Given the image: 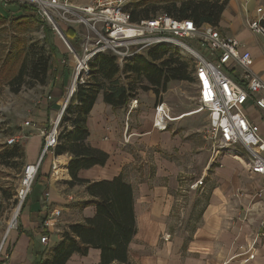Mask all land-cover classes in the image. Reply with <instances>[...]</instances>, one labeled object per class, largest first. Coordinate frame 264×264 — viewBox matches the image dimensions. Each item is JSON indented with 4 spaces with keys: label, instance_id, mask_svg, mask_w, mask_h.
<instances>
[{
    "label": "crops",
    "instance_id": "0c3cea01",
    "mask_svg": "<svg viewBox=\"0 0 264 264\" xmlns=\"http://www.w3.org/2000/svg\"><path fill=\"white\" fill-rule=\"evenodd\" d=\"M230 15L233 24L245 26L236 4L232 6ZM230 30L254 59L253 48L243 41L244 27L243 31L234 27ZM261 59L264 62L262 53ZM254 66L255 59L253 71L260 73L264 70V67L263 70H255ZM231 72L240 82L238 69ZM60 76L58 71L53 79L59 82ZM51 85L37 112L31 116V132L22 137L24 156L27 144L32 142L36 149L30 157L26 156V164H34L40 157L43 141L40 131L52 128L67 96V85L62 97L48 96ZM134 99L137 105L132 110L128 108V103L123 108L111 109L103 102L102 94L97 96L86 121L87 139L91 147L107 153L108 160L103 166L84 169L78 174L80 179L91 182L121 176L124 182L131 185L136 233L128 247L130 262L257 264L259 256L264 255L263 238L257 241L255 257L249 262H243L245 256L240 248L244 250L251 244L264 219V175L251 173L244 161L229 155L222 156L218 162L211 160L209 145L201 135L208 121L206 115L176 118L165 130H156L152 122L157 103L154 94L147 91ZM158 101H163L170 108L171 117L192 111L188 101H179L175 106L172 102H165V95ZM46 155L19 215L23 218L12 229L0 254V264H41L50 253L49 249L61 240L62 227L83 222L95 214L94 207L82 208L80 205L87 199L84 188H69L66 184L70 181L67 168L71 157L67 154ZM58 162L61 167L55 173L51 170L52 165ZM198 179L203 180V185L196 190L189 189V185ZM77 191L82 192V198L72 196ZM45 193H48V208L43 204ZM185 193L201 195L197 199L201 211L195 220L189 217L182 222L180 219L184 220V210L181 207L188 205L193 197L186 199L182 195ZM183 198L185 201H182ZM56 209L61 216L52 222L51 229L46 233L48 243L41 245L39 239L43 233L40 227L46 216L44 214ZM162 235L170 237L163 240ZM258 249L263 253L260 254ZM99 262V251L90 249L86 257L73 254L66 264Z\"/></svg>",
    "mask_w": 264,
    "mask_h": 264
},
{
    "label": "built area",
    "instance_id": "2783aa9c",
    "mask_svg": "<svg viewBox=\"0 0 264 264\" xmlns=\"http://www.w3.org/2000/svg\"><path fill=\"white\" fill-rule=\"evenodd\" d=\"M10 2L29 7L34 15L51 26L70 57L62 59L60 63L65 66L68 61L73 63V81L67 89L60 112L54 119L52 128L40 131L43 140L41 156L36 163L25 165L24 177H31L22 200L31 190L43 157L48 153L53 154L58 144L61 117L77 85L85 84L88 80L89 63L100 54H112L119 67H123L125 62L157 44L180 49V54L188 56L194 63V100L197 108L188 113L206 114L208 121L201 135L209 145L211 160L218 162L222 156L229 155L244 161L251 173L264 175V138L256 123L243 112L248 104L264 114V70L260 73L253 71L254 59L250 51L235 36L223 33L215 26L203 24L197 27L190 19L179 20L163 13L138 23L132 22L126 0H89L79 5L72 4L70 0H0L3 7ZM235 2L243 16L245 27L253 35L261 37L264 59V0ZM63 27L73 31L78 39L77 48L64 35ZM184 39L195 42L203 51H197L193 46L183 43ZM173 41L179 42L182 47ZM223 67L227 68L223 71ZM235 68L239 71L240 82L226 74L236 70ZM50 100L48 97V101ZM136 105L135 99L129 100L130 110L136 108ZM154 107L152 122L156 130H165L172 120L184 116L171 117L170 108L163 101H157ZM23 125L29 126V122L26 121ZM22 139L14 136L6 142L9 146L18 144ZM56 165H52L53 172ZM202 185L203 180L199 179L190 184L189 189L196 190ZM43 204L46 208L49 207L48 193L44 194ZM44 215L46 216L40 227L43 233L39 239L41 245L48 243L46 233L51 229L52 222L61 216L57 209ZM162 237L166 240L169 235ZM253 238L246 249L240 248L241 254L245 256L244 263L254 259L257 241L264 239V219Z\"/></svg>",
    "mask_w": 264,
    "mask_h": 264
},
{
    "label": "trees",
    "instance_id": "16d2710c",
    "mask_svg": "<svg viewBox=\"0 0 264 264\" xmlns=\"http://www.w3.org/2000/svg\"><path fill=\"white\" fill-rule=\"evenodd\" d=\"M199 0H183L180 4L170 1L168 6H161L152 2L147 6L138 4L128 9L132 22L151 19L156 11L162 9L163 14L179 20L190 19L199 27L207 24L218 26L220 15L225 10L228 0L222 3ZM5 15L0 21L12 25L15 20L30 9L24 5L10 2ZM11 8V9H9ZM14 10V11H13ZM14 12V13H13ZM162 13V12H161ZM62 31L74 48L78 47V39L70 28L63 27ZM53 47V46H52ZM54 49V48H52ZM60 60L55 55L51 58V66L59 70L61 81L52 79L53 83L48 96L60 98L66 86L68 69L59 65ZM31 71L40 68L39 73H49L50 59H38L32 64ZM90 74L85 84L77 85L72 94L64 114L59 123L58 144L53 155H69L68 175L70 181L67 186H80L85 190L87 199L80 205L94 207V215L83 222L72 223L61 236V240L50 250L48 257L41 264H66L73 254L86 257L90 249L99 251V264H133L128 257V247L136 233L135 216L133 212V197L131 185L123 181L121 176L112 180L91 182L78 177L80 171L94 166H103L108 160V154L91 147L88 143L87 117L91 108L102 94L103 102L114 109L127 105L129 100L136 97L135 90L150 91L158 101L166 93L171 82L194 81V63L184 57L176 48H169L162 44L150 47L131 61L119 67L112 54H100L89 63ZM25 71V64L14 80L18 83ZM10 81V80H9ZM61 129V130H60ZM42 147V146H41ZM4 152L13 158H24V150L14 144ZM28 194L23 200V209Z\"/></svg>",
    "mask_w": 264,
    "mask_h": 264
},
{
    "label": "rangeland",
    "instance_id": "374dc122",
    "mask_svg": "<svg viewBox=\"0 0 264 264\" xmlns=\"http://www.w3.org/2000/svg\"><path fill=\"white\" fill-rule=\"evenodd\" d=\"M87 1L88 0H70L72 4L76 5L85 4ZM170 1L180 4L183 0H126V4L128 9H131L137 6L138 4H142V6H147L152 2L157 3L161 6H168L170 4ZM192 1L198 2L199 0ZM205 1L211 3H213L214 1H219L218 3L223 2V0ZM234 4H236L235 0H228V4L225 7L223 13L220 15L221 17L219 19L218 26L216 27L221 30V32L227 33L228 35H231V33L233 32V30H230L232 29V27H234L237 31H243L244 27L246 33L244 34L245 36L243 41H245L247 44H249L250 47L253 48V56L255 59L254 69L263 70L264 62L261 59L260 51L263 46L262 39L260 36H256L250 33L245 26H237L236 23L233 24V19L231 18L230 12ZM6 7L7 5L3 7L0 4V16H3L5 15V13H7V10H5L7 9ZM161 12L164 13L162 9L156 11L157 14ZM20 14L21 13H14V15L22 17H20L21 19L19 20L13 21L14 23L12 25H8L7 23L0 21V243L3 237L6 236L5 241L2 244L0 254L4 251L6 241L9 237V234L12 232V229H14L20 219L23 218V216H19L21 209L20 207L17 213L15 224L12 229L9 230L7 233V227L11 221L12 212L20 203L21 197L25 192V188L22 186V184L24 179L26 156L30 157V155H32V153L36 150L34 144L31 142L25 147L26 156H24V158H13L7 156V154L4 153L7 152L5 151L6 149H9L14 145L13 144L8 146L6 140L14 136L24 137L31 132V126H24L23 122L28 121L29 125L32 124L31 116H33V114L37 112L36 110L38 106L45 99V92L48 91L49 86L52 83V79L56 76L57 72L59 71H53L52 69V56L55 55L60 61L66 58L70 59L67 50L64 48L58 36H55L51 26H49L44 21H41L36 15L32 13L31 9L22 15ZM228 24L229 27H227ZM182 42L193 46V48L197 51H203V49L197 44H195V42H190L186 39L182 40ZM168 47L170 48V45ZM178 51H180V49H178ZM39 58L50 59L49 73L45 74L44 76L39 73L40 68H37L35 70V72H37L36 76H34L31 72L33 70L32 64L35 63ZM22 63L25 64V71H23L22 78L19 81L20 83H18L11 79L19 73ZM59 65L64 66V69H68L69 71L66 77V85L67 88H69L73 81V63L68 61L66 66L62 65L61 63H59ZM225 68L227 67L222 68L223 71L225 70ZM226 74L231 76L235 81L238 80L237 76H234L231 71L226 72ZM144 92L147 91H134V93H136V97L141 96V94H144ZM166 93H164L165 102H172L176 106V103L179 101H188L191 103V110H195L197 108L194 100L196 96L194 81L186 83L171 82L168 85ZM164 95L162 94L161 97H164ZM243 112L245 116H247L249 119L253 120L256 123V125L260 129L259 133L264 138V116L262 115L263 113L254 106H250L248 104H246V106L244 107ZM200 114L206 115L203 112ZM16 145H18L19 147H21V149L24 150L23 139L19 140V143ZM41 150L42 147L39 151V156H41ZM234 159L240 161L239 158ZM176 195H179V197H181V194L177 192ZM182 195L183 197H186V199H190L192 196L193 197L190 199L188 205H183L181 207L184 210V220H180L184 222L189 217L192 220H195L196 216H198V213L201 211V205L199 201H197V199H200L201 195H198L199 197L197 195H191L190 193H185ZM72 196H76V198H82V192H73ZM182 201H185L184 198L182 199ZM181 208L179 206V209ZM183 224H181V226H184ZM67 227L68 226L66 225L65 228H61L60 236H62L63 232L67 230ZM162 236L161 238L163 239ZM51 249L52 248H50L49 250ZM258 252L260 254L263 253L261 249H258ZM48 255L49 254L44 257V260L48 257ZM257 264H264V255L259 256Z\"/></svg>",
    "mask_w": 264,
    "mask_h": 264
},
{
    "label": "bare ground",
    "instance_id": "6f19581e",
    "mask_svg": "<svg viewBox=\"0 0 264 264\" xmlns=\"http://www.w3.org/2000/svg\"><path fill=\"white\" fill-rule=\"evenodd\" d=\"M174 43H177L180 47H182L181 46V44L179 43V42H176V41H173ZM196 112H193V113H188L187 115H184V117H187L188 115H193V114H195ZM57 165H56V167H55V173L58 171L57 169L58 168H60L61 167V163H56ZM65 165H63L62 167H64ZM54 176H55V174H54ZM31 177V175H28L27 177L25 176L24 177V179H23V184H22V186L25 188V191H26V189L28 188V184H29V178ZM25 193V192H24ZM24 195V194H23ZM22 198H23V196L21 197V200H22ZM21 200H20V202H21ZM18 211H19V204H18V206L13 210V212H12V218H11V221H10V223H9V225H8V227H7V231H9V230H11L12 229V227L14 226V224H15V220H16V218H17V213H18Z\"/></svg>",
    "mask_w": 264,
    "mask_h": 264
},
{
    "label": "water",
    "instance_id": "95a60500",
    "mask_svg": "<svg viewBox=\"0 0 264 264\" xmlns=\"http://www.w3.org/2000/svg\"><path fill=\"white\" fill-rule=\"evenodd\" d=\"M22 203H23V200H21V202L19 203V208L21 207ZM7 233H8V231H7ZM5 238H6V236L3 237V239H2V241H1V243H0V249H1V247H2L1 245L3 244Z\"/></svg>",
    "mask_w": 264,
    "mask_h": 264
}]
</instances>
